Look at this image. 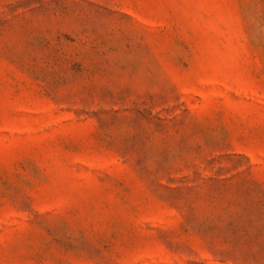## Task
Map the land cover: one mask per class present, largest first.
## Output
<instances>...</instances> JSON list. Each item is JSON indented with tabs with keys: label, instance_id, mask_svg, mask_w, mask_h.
I'll return each instance as SVG.
<instances>
[{
	"label": "rangeland",
	"instance_id": "obj_1",
	"mask_svg": "<svg viewBox=\"0 0 264 264\" xmlns=\"http://www.w3.org/2000/svg\"><path fill=\"white\" fill-rule=\"evenodd\" d=\"M0 264H264V0H0Z\"/></svg>",
	"mask_w": 264,
	"mask_h": 264
}]
</instances>
